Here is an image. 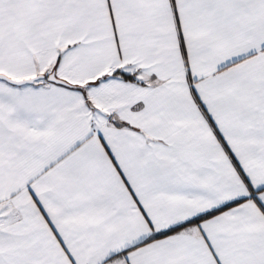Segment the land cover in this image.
Returning <instances> with one entry per match:
<instances>
[{
  "label": "snow or ice",
  "instance_id": "1",
  "mask_svg": "<svg viewBox=\"0 0 264 264\" xmlns=\"http://www.w3.org/2000/svg\"><path fill=\"white\" fill-rule=\"evenodd\" d=\"M0 264H264V0H0Z\"/></svg>",
  "mask_w": 264,
  "mask_h": 264
}]
</instances>
